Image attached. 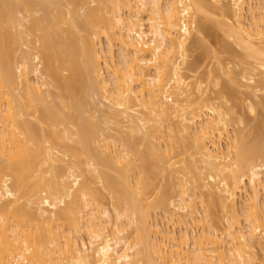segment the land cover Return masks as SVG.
I'll return each mask as SVG.
<instances>
[{
    "label": "bare ground",
    "instance_id": "obj_1",
    "mask_svg": "<svg viewBox=\"0 0 264 264\" xmlns=\"http://www.w3.org/2000/svg\"><path fill=\"white\" fill-rule=\"evenodd\" d=\"M222 1L0 0V264H264L263 133L188 62L217 16L264 111V0Z\"/></svg>",
    "mask_w": 264,
    "mask_h": 264
},
{
    "label": "rangeland",
    "instance_id": "obj_2",
    "mask_svg": "<svg viewBox=\"0 0 264 264\" xmlns=\"http://www.w3.org/2000/svg\"><path fill=\"white\" fill-rule=\"evenodd\" d=\"M246 6L244 11V17L246 22L251 23L253 20V15L250 13V8H253L254 16L258 17L259 13L263 11L261 9V0H245ZM221 3H227V0ZM198 23H202L205 29L202 34H193L192 40L190 41V53H189V64L195 65V70L192 71L194 78L192 81H201L203 86H209L208 98L215 99L218 96H225L222 103L224 106L230 110V122L228 125V136L231 139H235L237 136L245 134L250 135L256 129H260L264 136V111L262 113L256 112L252 113L248 111V102L245 100L243 89L239 87L240 71L243 68V55L240 49L236 47L232 40L228 39L225 34V28L219 23L217 16L212 14H204L197 17ZM201 24V25H202ZM102 47L107 48V43L105 39L102 40ZM115 61L117 62L120 57V46L115 45L113 48ZM104 77L109 79L110 73L103 65ZM213 80V81H212ZM212 81V83H211ZM219 82L218 85L214 84ZM209 83H211L209 85ZM227 88V89H226ZM231 90L229 93L228 91ZM264 91L260 92V96L254 101L264 102ZM263 96V97H262ZM218 97V98H219ZM219 104L221 102L217 101ZM217 103V104H218ZM227 136L222 140V148L226 149ZM118 145V143L116 144ZM106 172H111L109 168L104 169ZM248 188L247 186H245ZM248 194L250 190L248 188ZM103 202L105 206H108L109 199L106 193H103ZM246 200V195L243 194L238 200V209L242 211V201ZM261 201L264 203V192H261ZM25 203V202H23ZM22 205V203H21ZM173 209V208H171ZM198 217H203V209L201 205H198ZM159 222L163 220V211L159 210ZM264 215V214H262ZM175 229L169 228L168 230L175 231L176 236H180L182 227L180 225H175ZM164 229H167V224H165ZM191 230L194 234L198 235L202 231V226L198 224L193 226ZM129 232L131 231L128 230ZM108 235H110L111 230L108 228ZM81 237L84 241H87L86 235L83 233ZM216 260V258H215Z\"/></svg>",
    "mask_w": 264,
    "mask_h": 264
}]
</instances>
